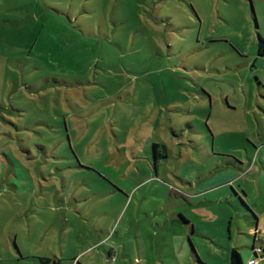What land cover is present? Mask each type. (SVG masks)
<instances>
[{"label": "rangeland", "instance_id": "374dc122", "mask_svg": "<svg viewBox=\"0 0 264 264\" xmlns=\"http://www.w3.org/2000/svg\"><path fill=\"white\" fill-rule=\"evenodd\" d=\"M259 36L264 0H0V264H230L231 193L264 209Z\"/></svg>", "mask_w": 264, "mask_h": 264}, {"label": "crops", "instance_id": "0c3cea01", "mask_svg": "<svg viewBox=\"0 0 264 264\" xmlns=\"http://www.w3.org/2000/svg\"><path fill=\"white\" fill-rule=\"evenodd\" d=\"M227 105H228V108H231V105L229 103H227ZM226 108H227V106H226ZM157 144L164 145V144L159 143V142ZM166 154H167V149H166ZM150 155L153 156V153H151ZM253 159H254V161L252 160L251 162L254 163V167H258V169H260V171H263L264 170V143H262V145L260 146L259 149H256V153H255V155H253ZM207 193H208V190H204V191L202 190V192L195 193L194 197H196L198 195H204ZM240 193L241 192H239V195H240ZM222 197L223 196H219L218 198H213L211 201H206V202L207 203L215 202L217 205H221L224 202H220V204H219L218 201H220ZM244 198H245V201H247L245 203V206L242 208H236L235 209L234 208L235 206L233 205L234 204L233 195L231 193V202H230L231 203V210H229V213L231 211V214H230L231 215V240H233V233H234V231H233L234 225L233 224L236 221V217L240 218L246 224L243 227H239V228L235 229L237 234L241 237L237 241V242H239L238 246H231L230 251H232L233 249H236L238 251V253L241 255L243 263L248 264V262L250 260L255 258V253L253 252V249H252L253 248L252 233L254 232V230H258L259 231V237H258L259 240L264 238V229H263L264 209H258L252 201L251 202L248 201V199H251V196L248 192L244 193ZM202 203L203 202H201V201L196 203L197 209H198V207H201L203 205ZM103 215H105V212L103 213ZM189 219L190 218H186L184 216V217H182V219L178 220L179 224L182 226V229L184 231L183 233L185 235V238H187L188 240L191 239V237H190L191 235L192 236L197 235L196 223L194 221L192 222ZM112 224H113V221L110 222V224H109L105 218H100V220L98 221L97 227H96V228H99L100 231H95L96 232V238H97L96 243L93 242L92 246L89 247V250L94 249V248H100L102 245H105L102 243H104V241H106V238L109 236L110 230L113 227ZM229 231H230V228H229ZM185 238L183 241H185ZM259 240H258V242H259ZM191 241H192V239H191ZM108 251H109L108 252L109 256H111L112 248H110ZM106 252H107V250H106ZM244 255H245V259L247 260V262H245V260L243 259ZM190 257H194L198 260V257L196 255L194 249H193V253H190ZM77 259H78V257H76L74 260L70 261L69 264H79V262L81 261V258L79 259V262H77ZM50 260L51 261L48 264H58L57 260H52V259H50Z\"/></svg>", "mask_w": 264, "mask_h": 264}, {"label": "trees", "instance_id": "16d2710c", "mask_svg": "<svg viewBox=\"0 0 264 264\" xmlns=\"http://www.w3.org/2000/svg\"><path fill=\"white\" fill-rule=\"evenodd\" d=\"M258 53L260 57H264V39L259 36L258 39ZM152 153L155 159V162H158L160 159H164L167 157L166 147L161 144L154 143L152 145ZM51 260L48 258H41L40 264H48ZM230 264H244L241 258V255L238 253L236 249L230 251Z\"/></svg>", "mask_w": 264, "mask_h": 264}, {"label": "flooded vegetation", "instance_id": "af4514ba", "mask_svg": "<svg viewBox=\"0 0 264 264\" xmlns=\"http://www.w3.org/2000/svg\"><path fill=\"white\" fill-rule=\"evenodd\" d=\"M233 204V203H232ZM236 208H242L245 206V203L242 204V205H236L235 203L233 204ZM252 236H253V252L255 253V259L257 261L258 259V255L259 254H262L264 256V238L259 240V231L258 230H254V232L252 233ZM259 240V242H258Z\"/></svg>", "mask_w": 264, "mask_h": 264}, {"label": "built area", "instance_id": "2783aa9c", "mask_svg": "<svg viewBox=\"0 0 264 264\" xmlns=\"http://www.w3.org/2000/svg\"><path fill=\"white\" fill-rule=\"evenodd\" d=\"M257 263V261H256V259L254 258V259H252V260H250L249 262H248V264H256Z\"/></svg>", "mask_w": 264, "mask_h": 264}]
</instances>
